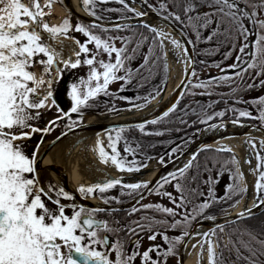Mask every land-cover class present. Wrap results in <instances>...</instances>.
Wrapping results in <instances>:
<instances>
[{
  "label": "snow or ice",
  "instance_id": "snow-or-ice-1",
  "mask_svg": "<svg viewBox=\"0 0 264 264\" xmlns=\"http://www.w3.org/2000/svg\"><path fill=\"white\" fill-rule=\"evenodd\" d=\"M109 2L119 3L122 8H102L101 12L127 11L132 12L136 18L147 15V12H138L130 8L126 0H82V6L94 18L93 20L86 23L77 22L73 26L70 19H65L60 25H49L43 20L45 13L38 0H0V264H134L137 257L140 258L141 264H166V258L176 254L177 246L184 241V237L190 235L189 229L194 220L204 216L213 205L232 199L236 195L242 196L246 192V188L240 187L239 184L243 174L239 168H236L232 172L233 183L227 185L223 197L215 196L212 178L209 177L203 181L208 185L207 196L202 202H194L195 197L204 196V193L198 184L195 187L191 185L200 176L201 168L209 171L207 158L201 165L198 160L199 153H192L182 167L160 177L154 187H150L151 181L125 182L123 174L140 171L147 166L148 160L153 158L142 151L145 147L142 140L129 135L132 130H138L141 136H164L172 131H181L179 127L148 130L146 127L148 124L178 123L191 126L186 117L196 115L197 120L192 121V124H206L207 128L204 129L206 131L226 128L223 118L226 114L232 113L234 116L231 119L232 124L240 123V118H248L256 119L264 126V95L250 101H245L239 95L258 85L264 87V78H262L264 77V0H163V2L157 0L158 8L149 3V0H141L142 4H147L160 16L162 24L159 26L151 25L146 21L129 23L127 21L130 17L127 15L119 17L124 21L122 23L113 21L111 17L99 15L96 11L97 6ZM169 3L172 5L171 9ZM205 5L210 11L197 12L198 8ZM194 12L197 14L191 15ZM185 20L187 26L195 32L196 42L201 40L199 29L208 28L214 23L215 27L205 39L211 41L215 37L223 36L225 42L231 45L224 53L225 59L230 58L237 47L238 54L235 56V61L227 67H221L218 63L207 65L218 68L220 74L201 79L195 67L196 61L188 56L187 48L182 47L181 41L171 39L174 53L179 52L187 65L184 69L185 74L190 72L195 78L194 83L189 81L191 88L181 92L180 98L185 95H217L224 100L226 107L209 114L208 109L220 103V100L210 101L206 105L196 101V107L186 104L179 109L181 115L176 116L175 120L165 119L177 111L180 103L178 99L160 117L136 123L134 129L130 124L112 125L106 130L107 146L105 147L104 142L97 138L93 151L97 153L100 163L114 166L120 175L113 178L105 173L102 182L81 185L77 189L82 198L99 196L105 205L113 202L121 204L124 202L121 197L135 199L136 203L127 215L131 216L138 212L145 214L138 220L129 221L128 224L121 225L116 219L110 223L106 219L98 218V214L112 213L120 209L77 204L73 194L64 187L52 184L43 186L36 169L37 153L40 144L43 143V136L31 155L26 151V146L17 141L31 139L36 133L47 135L53 127L58 126L57 121H63L65 118L68 120L65 128L71 131L82 121V110L94 106L93 102L101 94L117 97V93L109 90L111 84L118 81L130 83L134 75L146 79L142 70L153 72L162 58L165 60L163 70L166 76L167 53L163 41L171 34L164 29L175 24L184 25ZM140 29H146L152 34L151 43L143 62L133 69L130 66L131 62L140 53L141 46L150 39ZM125 30L131 35L119 34ZM70 31L81 33L86 40L81 42L71 36ZM250 35H255L254 41L249 42ZM64 39L72 40L75 46L66 45ZM57 41H59L58 45ZM117 41L121 46H117ZM187 43L195 44L191 39ZM89 44L93 47L90 48ZM66 48H71L70 54H66ZM150 57L154 59L150 61ZM150 63L151 67H149ZM37 65L42 69L39 77L31 70ZM80 67H87V78L80 77L78 81L68 85L67 95L71 99V106L70 110H64L57 104L54 85L63 79L66 71ZM164 83L166 86V80ZM181 85H184L183 80ZM185 87L187 88L186 85ZM220 87H227L229 91L227 93L214 91ZM194 89H203V91L196 92ZM120 90H123V85ZM156 95H160V91H157ZM225 97L231 98L233 105H227ZM154 98L145 97V104L133 105V108L142 109L150 99ZM50 100L51 104H49ZM241 103L253 105L258 115L254 116L247 108L235 106ZM51 107H55L61 114L48 121L44 127L36 126L33 122L41 119L40 110ZM127 110L131 111L132 108ZM109 111L119 112L120 109L113 105ZM71 114H77L79 119H73ZM216 119H219L220 123H209ZM200 131L201 129H196V133ZM65 135L67 132H61V136ZM59 139L60 137H57V140ZM121 142L123 154L118 150V144ZM190 142L191 137L172 147L168 153L169 159H172L176 153L183 155V150ZM246 143L255 148L251 140ZM260 143L264 147V140ZM148 146L155 147L154 144ZM205 150L232 152L227 146H221L219 149H207L205 146ZM129 155L132 156L131 160L128 159ZM256 158V166L251 169L256 176V198L253 207H260L264 205V156L257 152ZM158 160L159 163H164L163 156ZM245 162L250 163L247 160ZM228 164L233 166L238 164L234 154L229 160L224 161L221 167ZM190 171H192L191 175ZM170 184L178 195H173L165 189V185ZM117 188L119 195L108 194L109 190ZM151 194L166 197L173 207L161 203H141ZM62 200L67 202L62 203ZM46 201L51 202L55 207H50ZM68 210H71L70 214ZM149 210L161 214L162 218L157 219L155 215H149ZM251 215V208H246L238 214L237 219H247ZM166 217H171V220ZM206 218L215 220L216 217L214 214H208ZM230 224L237 225V220L226 218L225 223L217 224L210 234H203L208 245L209 264H226L223 255L225 251L229 253L235 251L236 261L264 264L262 259L264 238H261L264 233L257 234L247 227L241 228L237 225L229 228V240L226 244L223 242L222 234L225 227ZM168 229H180L181 234L169 237L166 234ZM121 231H125L129 236H138L140 232L150 233L148 239L151 241L160 235L168 245L167 250L161 253L160 245H151L141 253L140 240L137 239L133 242L135 247L126 251L124 241L117 238L110 243L109 240L108 234H118ZM211 236H216V240L213 241ZM217 247L220 248L219 253L216 251ZM242 248L248 253L247 255L241 251ZM201 249L203 250V244ZM113 252L114 259L110 258ZM152 252H156L155 259L150 256ZM161 256L165 259L162 260Z\"/></svg>",
  "mask_w": 264,
  "mask_h": 264
},
{
  "label": "bare ground",
  "instance_id": "bare-ground-1",
  "mask_svg": "<svg viewBox=\"0 0 264 264\" xmlns=\"http://www.w3.org/2000/svg\"><path fill=\"white\" fill-rule=\"evenodd\" d=\"M72 9L83 16H87V12L84 8H82V0H69ZM134 7L138 11L144 10V6L141 3V0H133ZM53 15H57V21L59 22L62 18L66 16V11L61 9L58 4H55L53 7ZM162 23L154 22L153 25L159 26ZM166 32L171 35L168 38H165L163 43L165 47V51L167 56L169 57V70L170 77L165 92L160 94L159 97L153 99L151 102L147 104V106L142 109H132L131 111H127L121 114H117L114 116H104L99 121L100 123H122L126 121L135 120L139 117L150 115L154 111L159 110L163 106H165L173 97L177 86L180 85L181 81L185 79L184 69L186 68V64L183 61V57L179 52H175L173 50V45L170 40L177 38V35L174 34L172 29L166 27L164 29ZM64 43L66 45L75 46L72 40L64 39ZM59 44V41L56 42ZM182 47L183 44H182ZM71 48H67V53L70 54ZM42 70V69H41ZM41 70L35 68L33 71L39 77L41 74ZM91 121V120H90ZM210 130V129H209ZM222 131H225L226 134L220 136L218 139L212 142V147L219 149L221 146H227L232 149V152L235 153L238 162H240V171L244 173L243 182L246 186V190L248 191L249 198H242L239 203L233 207L230 211L232 214H239L244 211L246 208H253V198H254V186L256 176L252 173L251 169L255 168L256 161L254 160L255 148L251 146V144L246 143V141L251 140L252 143L255 144V147L261 140H264V134L261 132L254 131L252 129H247L242 126L239 128L231 127L227 125L226 128H222ZM209 131H206L204 135L201 136V140L205 139L208 136ZM104 134H86L80 135L76 139H73L72 142H68L63 140L59 146V153L62 162V181L66 182L67 185L73 191H77L78 187L81 185H91L95 182H102L105 179V173L109 176L115 178L120 175L114 168V166H106L99 162L97 153L93 151L96 147L97 138L103 141ZM104 142V141H103ZM40 162V168L52 170L53 162L51 161V155L49 151H44L42 153ZM250 161V163H246L245 161ZM186 162V161H185ZM185 162H182L178 165L177 168L182 167ZM157 166L153 165L148 169V173L146 175L134 176L132 173H124V179L129 182H135L138 180L151 181L157 172ZM176 168V169H177ZM175 169V170H176ZM93 206H100L101 203L96 199H90L88 201ZM204 227L208 226L207 224ZM202 226V227H203ZM206 242V237L203 233L196 238L192 239L190 242V249L187 255V264H197L198 251L201 247V244ZM195 245V247H193ZM206 245V244H205Z\"/></svg>",
  "mask_w": 264,
  "mask_h": 264
},
{
  "label": "trees",
  "instance_id": "trees-1",
  "mask_svg": "<svg viewBox=\"0 0 264 264\" xmlns=\"http://www.w3.org/2000/svg\"><path fill=\"white\" fill-rule=\"evenodd\" d=\"M126 2L129 5V2L127 0H126ZM161 2H163V0H161ZM149 3L153 4L157 8L159 6L157 0H149ZM100 6L103 8H114V9L122 8V5H120L119 3H114V2H109L106 4H100ZM241 6H243V5H241ZM129 7L132 8L130 5H129ZM169 8L170 9L172 8L171 3H169ZM201 10H203V12L210 11V9L207 7L203 8ZM98 14L103 15V16H108V17H109V15H111V16H113V17H111L113 19H119V17L121 15H127L128 17L133 16L132 12H127V11H125L124 13L106 12V14H109V15H105V14H101V13H98ZM181 15L183 18L182 12H181ZM191 15L194 16L195 13H191ZM78 22H81V21H78ZM81 23H83V22H81ZM177 25L191 39L192 36H191V33L189 32V26H187V21L185 20L184 25H181V24H177ZM214 27H215V25H214ZM140 31H143L145 33V35H148L150 37V39L148 41H146L141 46L140 53L131 62L130 66L133 69L138 67L143 62L144 55L147 54L148 46L151 43L152 34L149 33L146 29H140ZM113 34H115V33H113ZM119 34L120 35H131V33L129 31H126V30L120 32ZM218 42H219V48H218ZM117 44H119V46H121L119 41H117ZM230 47H231V45L228 44L227 42H225V39L223 36L215 37L211 41L205 40L204 44H202L201 46H195V53H197V58H198L197 62H196L197 63L196 70L199 68L200 69L203 68V66L205 64L206 65H212L214 63L220 64L221 67H227V66H225V64L228 61L231 62V60L235 57L236 52H237L236 51L237 49H236L232 53V56L230 58L225 59L224 53L226 51H228V49ZM156 51L159 54L158 48L156 49ZM152 59H154V57H150V61ZM200 61H204L205 63L200 66ZM164 63H165V60L162 58L158 62L159 66L155 70H153V72H151V73H149V71L147 69L142 70L143 76L146 77V79H141L139 76L134 75V77L130 83L125 84L123 81L114 82L113 84H111L109 86V90L117 93V96H119V97H127L129 99L138 100V99H144L145 97H149L155 92V90L159 86L164 84V81L167 80V78H168V72H167V75L165 76V73L163 70ZM149 67H151V63L149 64ZM211 68H216V67H211ZM122 85H123V90L121 91L120 89H121ZM221 88L223 89V91H219V92L227 93L229 91V89L227 87H221ZM239 95H241V93H239ZM101 96H103L104 100L109 99L107 96H104L102 94L99 97H101ZM213 96H214V98L220 100V103H218V105L208 109V112H210V113L212 111H219V110L226 107L224 100L220 96H217V95H213ZM185 99H186V96L179 103V105L181 103H183ZM224 99H227V105H233V100L231 98L225 97ZM60 108H62V107H60ZM95 112L98 113L99 111L95 110ZM176 116H178V115H171L170 114V116L168 118H165V119L175 120ZM233 118H234L233 114L228 113L223 118V120H228V119H233ZM186 119L188 120L189 125H191V126L181 125L178 123H174V124L158 123L157 125H149V126H155L159 129H163L165 127H171L173 129L179 127L181 129V131H172L170 133H166L164 136H155V135L141 136V134L138 132V130H132L131 132H133L135 134L138 133L137 137L141 138L142 140L144 139L147 142V145H145V147L142 149L143 152L144 151H146V153L147 152H154L157 150H162L163 148H165V146L167 144L171 143V141H174L175 140L174 135H179V136L185 137V136L189 135V133H193V132L196 133L197 128L202 130L205 126H207L206 124H200V123L192 124V121L197 120L196 115H189L186 117ZM240 119H242V118H240ZM218 120L219 119H216L214 121H209V123L216 122ZM41 127H44V126H41ZM153 144L155 145V147H149L148 146V145H153ZM210 149H212V148H210ZM231 156H232V154L227 152V151L213 152L210 150H203L200 152V155L198 156V160L200 161L201 165H203V163L205 162V160L207 158L209 171H205V170H203V168H201L200 176L198 177L197 181L191 185L192 187H195L196 184H198L200 190L204 193V196H197L196 197L197 199L202 198V201H203L205 199V197L207 196L208 185L203 183V181L207 180L209 177L212 178V187L214 188L215 196L217 198H221L225 195V189H226L228 183L225 181H223V182L220 181L222 183V185H220L221 186L220 191H217L216 189H217L218 183L216 181H217V178L223 179V177H224V179H225L226 172H228L229 170L226 167L227 165L223 168L221 167V165L224 163V161L229 160L231 158ZM231 170H232V172H234L235 166L231 165ZM191 174H192V171H190V175ZM239 184H240V182H239ZM240 187H241V185H240ZM242 196L236 195V196H233L232 199H229L227 201H222V202H219V203L213 205L205 213V215L202 216V219L206 218V216L208 214H214L215 216H223L224 212L233 208L232 205H235L237 203V201H239L242 198ZM97 197H99V196H97ZM222 209H223V211H222ZM237 225H239L241 228L247 227V228L253 230L254 232H256L257 234L264 233V211L261 214L250 216L247 219L238 220ZM237 225H231L230 224V225L225 227L224 231L226 233L228 240H229V236H228L229 228H234ZM222 237H223V234H222ZM235 238L236 237L234 236L233 239H235ZM261 238H264V236H262ZM244 239H247V237H244ZM229 247H231V245ZM241 251L244 253V255L248 254L243 248L241 249ZM219 252H220V248L218 250V253ZM223 255L226 258V264H228V262H232V264H246L245 261H236L235 251H232L231 253H229L228 251H225L223 253ZM262 259H264V257H262Z\"/></svg>",
  "mask_w": 264,
  "mask_h": 264
},
{
  "label": "rangeland",
  "instance_id": "rangeland-1",
  "mask_svg": "<svg viewBox=\"0 0 264 264\" xmlns=\"http://www.w3.org/2000/svg\"><path fill=\"white\" fill-rule=\"evenodd\" d=\"M127 1L129 2V4H131V5L133 4L131 2V0H127ZM38 2L40 3L41 8H42L43 12L45 13V15L43 17V20H44V22L48 23L49 25H60L65 19H70V21H71L73 26L78 22V19H76L74 16L70 15L66 10H65L66 11V16L64 18H62L59 22H56L57 21L56 20L57 19V15H53L52 14L53 13L52 9H53L54 5L56 4L55 0H38ZM49 4H50V6H48ZM132 6L134 7V4ZM206 7L207 6L205 5L204 7L198 8L197 12H199V10H201L203 8H206ZM82 8H84V7H82ZM102 8L103 7L98 5L97 8H96L97 13L109 15V14H106V12H101L100 9H102ZM86 12L88 13V11H86ZM139 12H141V11H139ZM194 13H195V15L197 14L196 12H194ZM109 17H113V16L109 15ZM112 20H114V19L112 18ZM194 23H195V21H194ZM214 25L215 24L213 23L208 28L199 29V31L201 32V40L199 42H196L195 32L193 31V29L191 27H189V32L191 33V36H192L191 40L195 42V46H201L202 44H204V41L206 40L205 38L208 36V34L212 30V28H214ZM45 35H47V34H45ZM70 35L76 37L81 42H84L86 40V38L81 33H78V32H75V31H70ZM254 40H255V35H250L249 36V42L254 41ZM117 46H119V44H117ZM89 47L91 48V47H93V45L89 44ZM236 51H237V53H236V55H237L238 54V48H237ZM65 52L67 53V48L65 49ZM105 59H107V57H105ZM234 61H235V57L231 60V62L228 61L225 64V66H227L228 64L233 63ZM166 63H167V68L169 69L170 62H169V57L168 56L166 58ZM201 65L202 64L200 63V66ZM35 68L41 70V67L39 65L35 66L31 70L33 71ZM219 71L220 70L218 68H211V67H208L206 64L203 66V68L197 69V73H198V75H199V77L201 79H206L209 76H215L216 73L219 72ZM87 73H88L87 67H80V68H77V69H70V70H68V71H66L64 73L63 79L60 80L59 83L54 85V95H55V97L57 99V104L59 105V107H62V109H65V110H70L71 99L67 95L68 85L70 83H72V82L78 81L80 77L87 78ZM253 75H255L254 72H253ZM169 77H170V70L168 71V78L166 80V84H168ZM262 78H264V77H262ZM190 81H192L194 83L195 82V78L192 77L190 79ZM166 87H167V85L165 86V83L162 84L161 86H159L155 90V92L151 96H153L155 98L159 97L160 95H156V92L160 91V94H162V93L165 92ZM189 88H191V84L190 83H189ZM194 91L201 92V91H203V89H194ZM214 91L215 92H219V91H223V89L220 87V88H216ZM198 96L207 97V95H203V96H201V95H196V96L186 95V99L184 100V102L181 103L180 105H178L177 111L175 113L171 114V115H180L181 113H180L179 109L183 108L184 105H186V104H189L192 107H196V104H195L196 101H200L201 104H205L206 105L210 101L218 100V99L214 98V96H213L212 100H207V102L202 103L203 101L197 99ZM107 97L109 98L107 100H104L103 96L98 97L93 102L94 106L83 109L82 110L83 111V119L79 123H82V122H85V121H88V120H91V121L94 122V121L99 120L101 117H104V116H107V115L114 116V115L119 114L121 112L127 111V109H129V108L136 109V108H133V105L145 104V99H138V100L129 99V98L128 99H122L119 96H117L116 98H114L112 96H107ZM152 100L153 99H150L147 102V104L149 102H151ZM49 104H51V100L49 101ZM147 104H146V106H147ZM113 105H115V107L117 109H120V111L119 112H110L109 109L112 108ZM216 105H218V103L214 104L213 107L216 106ZM235 106L238 107V108H247L249 111H251L253 113L254 116L258 115V113L256 111V108L253 105H251V104L241 103V104H236ZM95 110L99 111V112L96 113ZM40 111H41V119L38 122H33L38 127L45 126L48 123L49 120H52L57 115L61 114V113L57 112L55 107H51V108H48V109H42ZM197 111H199V108H197ZM209 114H211V113L209 112ZM71 115H72L73 119H77V120L79 119L77 114H71ZM245 119H248V118H245ZM66 123H68L67 118H65L63 121H57L58 126L53 127V130L50 133H48L47 135H43L42 133H36V134H34L32 136L31 139L24 140V141H17V143L24 144L26 146V151L28 152L29 155H31L32 151L35 150V147H36L37 143H39L41 141V137L43 136V143L40 144V149H39V152L41 153L43 150H45V146L47 144H49L50 140L54 139L61 132L66 130V128H65V124ZM146 127H147L148 130L159 129V128L155 127V126H146ZM26 131H27V129H26ZM193 133H195V132H193ZM193 133H189V135H187L184 140H187L189 137H191V139L195 138L196 134L193 135ZM102 134H104L103 141H104V145L106 147L107 146L106 133H102ZM137 134L138 133L135 134L133 132L129 133L130 136H135V137L138 136ZM137 139L142 140L139 137H137ZM184 140L179 141V142H175L174 144H170V146H168V149H169V147H175L176 144H181ZM142 142H143L144 145H147V142L144 139L142 140ZM106 150L110 151V149H107V148H106ZM118 150H120L121 153L123 154V143L122 142L120 144H118ZM165 150H166V148H164L163 151L157 150V151H154V152H147V153H146V151H144V153H146L147 156H151L153 158L148 160L147 166L143 167L141 169H145V168H147V167L149 168V167H151L153 165L156 166V165L161 164V163H159V160H158V158L161 157V156L164 157V162L169 161L170 159H169L168 153L165 152ZM254 151H255L254 160L257 163L256 153L259 152V154L261 156H264V147L261 146V143H258L257 146L255 147ZM38 153H37V157H38ZM231 154L235 155L234 152H231ZM235 157H236V155H235ZM128 159L131 160L132 156L129 155ZM236 159H237V157H236ZM226 167L228 168L229 171L226 172L225 179H224V177H223L224 180L222 178H221L222 180L220 178H217V181H216L218 183L217 184V189H216L217 191H220V188H221L220 185H222L221 182L225 181L228 184L229 183L230 184L233 183L231 165L228 164ZM236 168H239V170H240V162H238V164L235 165V170H236ZM240 172L243 174L242 177L239 180L240 185H241L242 188H246V186H245V184L243 182L244 173L242 171H240ZM37 174H38V177L41 176V177H44L45 179H49L50 172L48 170H44L43 172H37ZM171 187L172 188L169 191L174 194L175 193V189H174L173 186H171ZM254 191H255V186H254ZM243 198H249L247 190L244 193ZM255 198H256V192L254 193V198H253L254 202H255ZM155 199H157V197L154 196V195H151V197L147 198L143 203L155 202ZM254 208L255 207H253L252 210ZM211 239L213 241H215L216 240V236H211ZM223 239H224L223 240L224 243L227 244L228 243V238L226 237V233H223ZM207 248H208V245L205 242L203 250H202V264H209V256H208ZM216 251H218V247L216 248Z\"/></svg>",
  "mask_w": 264,
  "mask_h": 264
},
{
  "label": "water",
  "instance_id": "water-1",
  "mask_svg": "<svg viewBox=\"0 0 264 264\" xmlns=\"http://www.w3.org/2000/svg\"><path fill=\"white\" fill-rule=\"evenodd\" d=\"M59 4L62 7V9H65L68 13H70L71 15H73L74 17H76L77 19L81 20L82 22L86 23L89 22L91 20H93L94 18L91 17L89 14H87V16H83L81 14H79L78 12H76L74 9H72V6L69 3V0H59ZM144 12H147V15L144 17H140V18H136V17H130V19L127 21L129 23L132 24H137L140 21H146L147 23L153 25L154 22H160L161 18L160 16L157 14V12L153 11V10H145ZM117 23H122L124 21L119 20H113ZM170 29L173 30V32H175L174 34L177 35V38L179 39V41H181V43L183 44L184 48H187V54L189 57H191L193 60H195V53H194V49H193V45L192 44H188L187 41L189 40L188 37L186 36L185 33H183V31L175 24L173 26H169ZM181 32L183 33V35H181ZM191 74L190 72L188 74H186L184 81V85H181L180 83V87H178L172 97V99L162 108H160L159 110L154 111L152 114L150 115H145L142 117H139L135 120H131V121H126V122H122V123H100L99 120L97 121H86L84 123H80L79 126L74 127L71 131H69L68 129H66L64 132H67V135L65 136H61L58 135L57 137H60L59 140H57V137H55L53 140H51L49 142L48 145H46V148L51 157H52V171L53 172V176L54 179L58 182V184L62 187H64V189L66 191H69L70 193L73 194V196L75 197V199L78 201L79 204H83L86 205L88 207H95L92 204H90L88 202V199H84L82 197H80L78 195V193L76 194V192H74L73 190H71V188L67 185L66 182L62 181L61 179V173H62V162L60 160V153H59V146L61 144V142L63 140H66L68 142H72L73 139H76L78 136L80 135H86V134H101V133H105L107 129H109L112 125H122V124H130V125H134L136 123H140V122H144V121H149L151 119L160 117L162 115V113L167 110V108L169 106H171L173 103H175L178 99L179 101L181 100L180 98V93L181 92H186L187 88L185 87V85L188 87L189 85V81L191 79ZM223 122L226 125H230L231 127H235V128H239V126H242L244 128L247 129H252L254 131L257 132H261L262 134H264V130H262V125L257 124V123H252V122H245V121H241L238 124H232L231 123V119L228 120H223ZM218 123H220V121H218ZM148 126V125H147ZM220 129H208L206 131H209L208 136L201 140V136L205 134L206 131L202 132L201 135H199L198 138H196V140H194L192 143L189 144V146L183 151V155H179L177 154L176 157H174L171 161H169L168 163H166L165 165H163L158 172L156 173V175H154L153 180L151 181L152 184L150 185V187H154L156 181L162 177V176H166L169 172H173L175 171V169L178 167V165L182 162H185L189 156L192 153H200V151L205 149V146L210 147L212 142L215 141V139H218L220 136H223L224 134H226L225 131H222ZM55 142V143H53ZM41 157V156H40ZM40 157L39 160H37V164H36V169L37 171H40L42 169H40L39 167V161H40ZM177 157H179L177 159ZM136 203L135 199H133L131 202H129L128 204H125L124 206H116V207H112V208H117L120 210H123L127 207H132L134 204ZM105 208H111L110 206H104ZM264 211V205L260 206V207H255L252 210V215H257V214H261ZM238 214H226L223 216H217L215 218V220L212 219H203L201 221H199L193 228L192 233L190 234L192 237H196L200 234H204V233H208L211 232L212 229H215L217 224H224L225 223V219H229V220H234L236 219L241 220V219H237ZM204 225H208L206 227L203 226ZM203 226V227H202Z\"/></svg>",
  "mask_w": 264,
  "mask_h": 264
},
{
  "label": "flooded vegetation",
  "instance_id": "flooded-vegetation-1",
  "mask_svg": "<svg viewBox=\"0 0 264 264\" xmlns=\"http://www.w3.org/2000/svg\"><path fill=\"white\" fill-rule=\"evenodd\" d=\"M264 95V87L261 86H257L253 89L247 90V91H243L241 92V97L245 100V101H250L254 98H257L259 96ZM198 100L203 101L202 103L207 102V100H212L213 99V95L212 96H207V97H197ZM258 122V121H257ZM174 144V143H172ZM170 146V144H169ZM172 147L166 148L165 152L169 153L171 151ZM168 149V150H167ZM50 172V171H49ZM39 180L41 182V184L45 187H47L48 184H52V185H56V186H60L58 184V182L54 179L52 173L50 172L49 174V179H45L44 177H39ZM127 182V181H125ZM174 183V182H173ZM172 185H165V189L167 191H169L172 187ZM109 195H119V188L117 189H113V190H109ZM157 197V199H155V202H151V203H161L164 206H168V207H173L172 204L169 203L168 199L166 197H160L157 196L155 194H151ZM151 195H147L146 198L141 201V203H143L147 198L151 197ZM173 195H178L175 191V193ZM121 199L124 201L121 204H116V203H111L109 205H105L104 206H110L112 207H116V206H124L125 204H128L129 202H131L133 199L129 198V197H121ZM98 200L102 201L99 197ZM47 202V201H46ZM62 203H66L67 201L62 200ZM75 202L77 204L78 201L75 199ZM194 202H202V198L201 199H197L196 197L194 198ZM49 204L50 207H55L54 205L51 204V202H47ZM131 210V207H127L123 210H119L116 212H112V213H100L98 214V218L101 219H106L108 220L110 223L111 221H113L114 219L119 220L120 224H128L129 221L132 220H138L139 217L145 213L143 212H138V213H134L131 216H128L127 213ZM71 210H68L69 214H70ZM149 215H155L157 219L162 218L161 214L159 213H153L151 210H149L148 212ZM167 219L171 220V217H166ZM179 218V217H178ZM202 218V216L198 217L196 220H194L191 224V227L189 229L190 234L193 231L194 226L199 222V220ZM160 231H164V229H160ZM150 233H146V232H140L138 236H129L128 233H126L125 231H121L118 234H108L109 235V240L110 243L114 242L117 238H119L120 240L124 241L125 243V250L126 251H130L131 249H133L135 247L134 245V241L139 239L140 240V247H139V251L142 253L144 250H146L149 246L151 245H160V251L161 253H163L164 251L167 250L168 245L165 243V241L163 240V238L160 235H157V238L154 241H151L148 239V235ZM166 234L169 237H173L176 235H180V229H168L166 231ZM197 237V236H196ZM196 237H192L191 235L184 237V241L182 243H180L177 246L176 249V254L174 255H170L166 258V264H187V255L188 251L190 249V242L192 239L196 238ZM186 245V246H185ZM103 250V249H100ZM198 258H197V264H202V249L200 247L199 251H198ZM150 256L155 259L156 258V252H152L150 253ZM112 259L115 258V253H111V257ZM161 259H165L163 256H161ZM134 264H141V260L139 257H137V259L135 260Z\"/></svg>",
  "mask_w": 264,
  "mask_h": 264
}]
</instances>
